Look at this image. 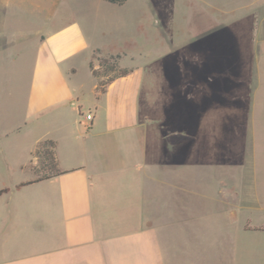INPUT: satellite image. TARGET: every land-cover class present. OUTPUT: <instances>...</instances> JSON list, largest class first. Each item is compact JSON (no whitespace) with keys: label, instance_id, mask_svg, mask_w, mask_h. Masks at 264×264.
Returning <instances> with one entry per match:
<instances>
[{"label":"rangeland","instance_id":"rangeland-1","mask_svg":"<svg viewBox=\"0 0 264 264\" xmlns=\"http://www.w3.org/2000/svg\"><path fill=\"white\" fill-rule=\"evenodd\" d=\"M70 20L95 55L141 74L147 159L179 186L174 218L154 224L195 240L181 259L264 264V0H0V131L23 116L39 34ZM21 130L28 137L17 149L33 121ZM166 131L181 135L169 153Z\"/></svg>","mask_w":264,"mask_h":264},{"label":"crops","instance_id":"crops-1","mask_svg":"<svg viewBox=\"0 0 264 264\" xmlns=\"http://www.w3.org/2000/svg\"><path fill=\"white\" fill-rule=\"evenodd\" d=\"M95 49L74 20L39 34L23 116L0 131V264H187L181 253L196 252L179 229L154 224L160 214L174 218L179 186L161 176L168 169L159 159H147L141 74L131 70L98 92ZM29 121L35 133L17 149ZM162 136L167 153L181 138ZM44 139L55 142L61 173L33 181L29 153Z\"/></svg>","mask_w":264,"mask_h":264},{"label":"trees","instance_id":"trees-1","mask_svg":"<svg viewBox=\"0 0 264 264\" xmlns=\"http://www.w3.org/2000/svg\"><path fill=\"white\" fill-rule=\"evenodd\" d=\"M110 3L121 4L124 0H105ZM98 60V67H94L93 60L89 61V68L92 74L98 79L97 91L102 92L105 86L113 79L127 75L131 69L119 67L116 63V57L109 56H97L92 54ZM55 142L49 139H44L35 145L32 155L35 158V163L30 164L29 169L34 173L35 178L33 181L49 178L53 175L61 173L57 167V161L55 157ZM5 189L0 190V193ZM258 229L264 231V225L258 227Z\"/></svg>","mask_w":264,"mask_h":264}]
</instances>
